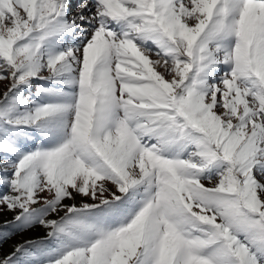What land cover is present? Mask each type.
<instances>
[{"label": "snow or ice", "instance_id": "6c2138e0", "mask_svg": "<svg viewBox=\"0 0 264 264\" xmlns=\"http://www.w3.org/2000/svg\"><path fill=\"white\" fill-rule=\"evenodd\" d=\"M0 82V264H264V0H0Z\"/></svg>", "mask_w": 264, "mask_h": 264}, {"label": "rangeland", "instance_id": "374dc122", "mask_svg": "<svg viewBox=\"0 0 264 264\" xmlns=\"http://www.w3.org/2000/svg\"><path fill=\"white\" fill-rule=\"evenodd\" d=\"M5 90V85L3 82H0V93H2ZM11 214L10 213H5V214H0V224L3 223L5 219H10ZM43 235V229H37L33 232L26 233L24 236H17L15 237L10 243H15V242H20L24 239L32 238L35 236H42ZM10 248L8 245H5V251H9Z\"/></svg>", "mask_w": 264, "mask_h": 264}]
</instances>
